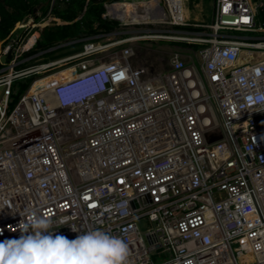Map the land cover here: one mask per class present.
Returning a JSON list of instances; mask_svg holds the SVG:
<instances>
[{"label": "built area", "instance_id": "built-area-1", "mask_svg": "<svg viewBox=\"0 0 264 264\" xmlns=\"http://www.w3.org/2000/svg\"><path fill=\"white\" fill-rule=\"evenodd\" d=\"M117 2L112 29L39 45L64 22L49 0L0 41V242L35 212L124 238L129 264H264V37L238 32L264 30V0H214L210 22ZM148 38L180 43L168 68L138 57Z\"/></svg>", "mask_w": 264, "mask_h": 264}, {"label": "clouds", "instance_id": "clouds-1", "mask_svg": "<svg viewBox=\"0 0 264 264\" xmlns=\"http://www.w3.org/2000/svg\"><path fill=\"white\" fill-rule=\"evenodd\" d=\"M61 102L70 103L71 97L62 95ZM20 215L21 236L0 242V264H129L128 242L102 228L81 233L71 226L79 235L69 239L54 234L50 218L35 212Z\"/></svg>", "mask_w": 264, "mask_h": 264}, {"label": "trees", "instance_id": "trees-1", "mask_svg": "<svg viewBox=\"0 0 264 264\" xmlns=\"http://www.w3.org/2000/svg\"><path fill=\"white\" fill-rule=\"evenodd\" d=\"M46 1L49 0H0V41L10 35L17 22L36 16L34 9ZM107 1L114 0H56L53 13L64 22L46 26L39 45H46L59 38L78 37L114 28L119 21L104 15ZM48 5H45L43 11ZM258 17L264 26V5L259 8ZM21 86L24 88L26 83L21 82Z\"/></svg>", "mask_w": 264, "mask_h": 264}, {"label": "rangeland", "instance_id": "rangeland-1", "mask_svg": "<svg viewBox=\"0 0 264 264\" xmlns=\"http://www.w3.org/2000/svg\"><path fill=\"white\" fill-rule=\"evenodd\" d=\"M214 0H186V15L191 19L198 18L200 21L210 22L213 14ZM157 14V13H155ZM158 18L160 15H157ZM257 24L260 19L257 17ZM150 24V23H149ZM150 26V27H149ZM156 26V25H155ZM146 28L153 27L145 25ZM157 27H160L157 25ZM247 35H259L264 37L263 31H238ZM180 43L173 41H165L160 39H143L135 42L136 54L143 58L147 63L154 66L155 71H160L170 66V57L172 51L179 46Z\"/></svg>", "mask_w": 264, "mask_h": 264}, {"label": "bare ground", "instance_id": "bare-ground-1", "mask_svg": "<svg viewBox=\"0 0 264 264\" xmlns=\"http://www.w3.org/2000/svg\"><path fill=\"white\" fill-rule=\"evenodd\" d=\"M155 4L156 0H120L114 7L120 9L117 13L125 20L150 21L158 18L156 12H152Z\"/></svg>", "mask_w": 264, "mask_h": 264}, {"label": "water", "instance_id": "water-1", "mask_svg": "<svg viewBox=\"0 0 264 264\" xmlns=\"http://www.w3.org/2000/svg\"><path fill=\"white\" fill-rule=\"evenodd\" d=\"M48 3V1H46V3L44 5L38 6L34 9V12H36L37 10H41L45 7V5ZM81 16V15H80ZM8 56H10V54H8ZM7 57V55H2L1 56V60L4 61L5 58Z\"/></svg>", "mask_w": 264, "mask_h": 264}, {"label": "snow or ice", "instance_id": "snow-or-ice-1", "mask_svg": "<svg viewBox=\"0 0 264 264\" xmlns=\"http://www.w3.org/2000/svg\"><path fill=\"white\" fill-rule=\"evenodd\" d=\"M246 19V18H245ZM122 75V74H121ZM121 183H123V181H121ZM85 200H88V197H84ZM90 207H94L95 205H89Z\"/></svg>", "mask_w": 264, "mask_h": 264}, {"label": "crops", "instance_id": "crops-1", "mask_svg": "<svg viewBox=\"0 0 264 264\" xmlns=\"http://www.w3.org/2000/svg\"><path fill=\"white\" fill-rule=\"evenodd\" d=\"M196 19H198V18H196Z\"/></svg>", "mask_w": 264, "mask_h": 264}]
</instances>
